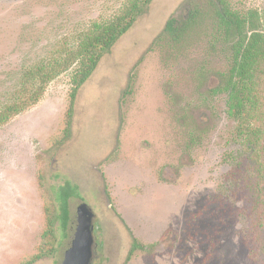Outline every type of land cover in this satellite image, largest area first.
I'll return each instance as SVG.
<instances>
[{
    "label": "rangeland",
    "instance_id": "374dc122",
    "mask_svg": "<svg viewBox=\"0 0 264 264\" xmlns=\"http://www.w3.org/2000/svg\"><path fill=\"white\" fill-rule=\"evenodd\" d=\"M123 1L0 0V103L23 66ZM184 2L153 0L103 56L79 91L69 140L60 142L68 73L0 127V264L39 252L51 187L67 180L80 192L69 201L67 230L57 222L56 250L34 264L62 263L84 202L94 213L91 264H264L253 150L237 135L225 95L204 103L200 90L217 84L211 74L226 67L225 56L208 28L173 50L157 40L173 14L186 12ZM133 239L152 250L128 259Z\"/></svg>",
    "mask_w": 264,
    "mask_h": 264
},
{
    "label": "trees",
    "instance_id": "16d2710c",
    "mask_svg": "<svg viewBox=\"0 0 264 264\" xmlns=\"http://www.w3.org/2000/svg\"><path fill=\"white\" fill-rule=\"evenodd\" d=\"M152 2L124 0L111 16L93 20L74 39L58 42L45 56L23 66L16 86L0 103V127L38 104L51 83L68 73L71 88L60 142L69 140L80 89L93 75L103 56L132 28ZM184 4L186 12L173 14L157 40L165 41L173 50L185 44L198 31L208 28L212 45L224 54L226 67L211 74L217 84L206 91L202 87L200 90L204 103L225 95L228 113L236 122L237 135L253 150V223L264 228V7L241 10L233 7L229 0H185ZM204 68L200 69L199 77L205 80ZM51 189L45 206L44 244L39 252L22 264H34L54 253L57 222L60 221L63 230H67L69 201L74 196H80L78 185L69 180ZM54 201L58 203V208ZM152 248L153 245L133 239L127 258L136 250L148 251Z\"/></svg>",
    "mask_w": 264,
    "mask_h": 264
},
{
    "label": "water",
    "instance_id": "95a60500",
    "mask_svg": "<svg viewBox=\"0 0 264 264\" xmlns=\"http://www.w3.org/2000/svg\"><path fill=\"white\" fill-rule=\"evenodd\" d=\"M94 213L87 203L77 208V224L61 264H91Z\"/></svg>",
    "mask_w": 264,
    "mask_h": 264
}]
</instances>
